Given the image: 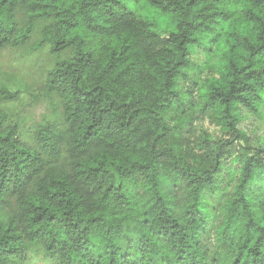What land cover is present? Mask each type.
Segmentation results:
<instances>
[{
  "label": "trees",
  "instance_id": "1",
  "mask_svg": "<svg viewBox=\"0 0 264 264\" xmlns=\"http://www.w3.org/2000/svg\"><path fill=\"white\" fill-rule=\"evenodd\" d=\"M142 1L0 0V56L46 53L53 107L22 118L0 73V264H264V145L239 128L264 111V0ZM193 109L225 135L205 152Z\"/></svg>",
  "mask_w": 264,
  "mask_h": 264
},
{
  "label": "rangeland",
  "instance_id": "2",
  "mask_svg": "<svg viewBox=\"0 0 264 264\" xmlns=\"http://www.w3.org/2000/svg\"><path fill=\"white\" fill-rule=\"evenodd\" d=\"M129 5L134 11L143 12L142 0H129ZM150 19L154 20L159 31L171 30L172 24L170 19L162 14L152 11L149 14ZM23 50L5 51L0 56V73L4 80L13 85L14 88L21 89L24 93L21 94L19 101L9 104V107L15 112H19L22 118H28L30 121H41L45 114L53 111V107L42 90V76L46 64L49 62V57L46 53L40 55L27 54ZM198 62L203 63L207 57L200 54L197 58ZM0 76V77H1ZM193 78L184 83L188 90V96L193 100L198 97V88L194 86L193 79L197 75L192 73ZM191 113L190 121L183 132L182 141L184 147L194 152H205L207 145L211 142H216L220 138H224L220 128L215 125L207 114L200 112L197 109L189 111ZM239 128L244 130L251 139V145L258 147L264 145V111L262 115L249 113L244 110V119L239 125ZM228 138V136H226ZM239 142L237 149L243 145ZM239 152V151H238ZM232 164L230 158L225 165ZM234 165V163H233ZM28 247V245H27ZM35 246H29V254L35 258L29 260L26 264H39L36 258L40 255L36 253Z\"/></svg>",
  "mask_w": 264,
  "mask_h": 264
}]
</instances>
